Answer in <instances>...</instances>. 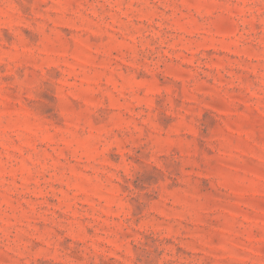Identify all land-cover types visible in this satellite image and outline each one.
<instances>
[{
    "label": "rangeland",
    "instance_id": "374dc122",
    "mask_svg": "<svg viewBox=\"0 0 264 264\" xmlns=\"http://www.w3.org/2000/svg\"><path fill=\"white\" fill-rule=\"evenodd\" d=\"M0 264H264V0H0Z\"/></svg>",
    "mask_w": 264,
    "mask_h": 264
}]
</instances>
